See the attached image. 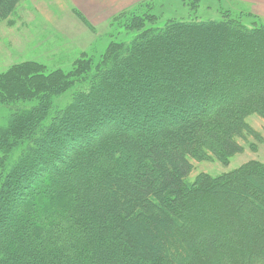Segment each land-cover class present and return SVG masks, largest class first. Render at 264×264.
Returning <instances> with one entry per match:
<instances>
[{
  "label": "trees",
  "instance_id": "obj_1",
  "mask_svg": "<svg viewBox=\"0 0 264 264\" xmlns=\"http://www.w3.org/2000/svg\"><path fill=\"white\" fill-rule=\"evenodd\" d=\"M239 14L134 17L97 61L0 76V264H264V162L187 180L261 141L264 25Z\"/></svg>",
  "mask_w": 264,
  "mask_h": 264
},
{
  "label": "rangeland",
  "instance_id": "obj_2",
  "mask_svg": "<svg viewBox=\"0 0 264 264\" xmlns=\"http://www.w3.org/2000/svg\"><path fill=\"white\" fill-rule=\"evenodd\" d=\"M189 7L188 0H143L91 23L69 0H20L13 14L0 24V76L26 62L43 65L48 74L56 70L68 72L82 54L93 56L97 61L110 43L127 44L138 34L128 31V21L134 17L148 19L149 23H144L147 29L162 28L172 22L220 21L225 12L240 15L224 0H201L195 11ZM242 17L244 23L254 21L264 25V19ZM57 101L62 107L70 99L66 95ZM247 121L260 134L261 141L249 137L241 140L242 152L233 156L227 167L215 161H191L193 169L187 177L189 182L200 173L218 176L251 160L264 162V122L253 116ZM5 123L6 112L0 109V127Z\"/></svg>",
  "mask_w": 264,
  "mask_h": 264
},
{
  "label": "crops",
  "instance_id": "obj_3",
  "mask_svg": "<svg viewBox=\"0 0 264 264\" xmlns=\"http://www.w3.org/2000/svg\"><path fill=\"white\" fill-rule=\"evenodd\" d=\"M83 13L86 21L97 22L101 17L106 19L117 12L129 9L143 0H69ZM232 4L236 11L264 19V0H224ZM237 7H234V5ZM248 9V10H247Z\"/></svg>",
  "mask_w": 264,
  "mask_h": 264
}]
</instances>
